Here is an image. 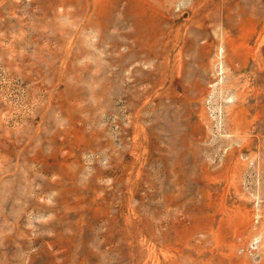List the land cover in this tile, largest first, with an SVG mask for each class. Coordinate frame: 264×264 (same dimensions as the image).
Returning <instances> with one entry per match:
<instances>
[{"label":"rangeland","instance_id":"1","mask_svg":"<svg viewBox=\"0 0 264 264\" xmlns=\"http://www.w3.org/2000/svg\"><path fill=\"white\" fill-rule=\"evenodd\" d=\"M0 264H264V0H0Z\"/></svg>","mask_w":264,"mask_h":264},{"label":"bare ground","instance_id":"2","mask_svg":"<svg viewBox=\"0 0 264 264\" xmlns=\"http://www.w3.org/2000/svg\"><path fill=\"white\" fill-rule=\"evenodd\" d=\"M146 5V4H145ZM149 5V4H148ZM124 19V18H123ZM226 46L227 48H231L232 52L234 53V57H235V61L237 63L238 66L235 67V70L237 72H240L244 67L247 66L248 64V59L250 58V54H249V50L247 48V43H240V42H235V40H227L226 41ZM227 61V60H226ZM238 95L241 96V92L238 91ZM244 111V108L241 109V112ZM247 112V111H245ZM244 112V113H245ZM248 115V114H246ZM246 123V121H244ZM243 121L239 120L238 121V125L239 127L242 126V129H246V127L244 126ZM248 127V126H247ZM247 131V130H245ZM160 217V216H159ZM163 220V219H162ZM179 222V221H178ZM177 222V223H178ZM112 228V227H111ZM157 236V235H156ZM114 237V236H113ZM120 237V236H119ZM153 237V236H152ZM167 234L162 233L161 234V239H165L166 240ZM159 242V241H158ZM156 245V244H155ZM154 245V246H155ZM181 252V251H180ZM196 263V262H195Z\"/></svg>","mask_w":264,"mask_h":264}]
</instances>
